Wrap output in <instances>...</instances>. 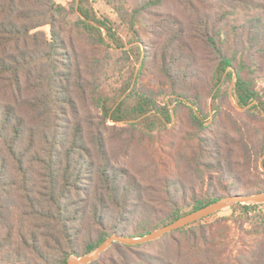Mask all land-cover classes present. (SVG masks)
Masks as SVG:
<instances>
[{"label": "trees", "instance_id": "trees-1", "mask_svg": "<svg viewBox=\"0 0 264 264\" xmlns=\"http://www.w3.org/2000/svg\"><path fill=\"white\" fill-rule=\"evenodd\" d=\"M168 1L119 0L122 4L115 5L120 13L123 3L127 4V12L120 15L131 26L135 21L145 24L143 30L151 37L145 45L152 52H147L142 68L150 75L151 84L163 91L168 88L187 102L192 117L186 118L193 122L198 140L189 157L180 153L177 159L185 175L195 177V187L186 189L181 181L178 186L177 181L166 178L159 194L161 202L154 206L144 201L147 188L126 168L111 163L98 127L87 141L90 130L78 114L73 95L75 90L86 89L96 93L95 78L110 58L103 49L106 43L101 28L109 36L110 27L97 18L87 0H71L67 5L55 0H0V264L34 259L42 264H66L70 256L90 253L111 234L143 236L224 196L264 191L259 182L260 168L264 169V102H258L253 82L254 76L264 74V26H248L233 46L229 45L234 48L230 52L218 31L223 15L198 14L192 23L184 24L175 14L161 10ZM45 25L49 38L41 30ZM198 51L207 61L202 69ZM236 51L241 53L239 60ZM215 61L218 77L233 68L229 73L236 78L238 106L244 108L257 100L254 106L238 115L220 111L215 104L218 93L212 95L219 78L213 74L208 86V74L203 73ZM145 88L138 93L144 112L145 107H156L152 91L159 94ZM209 97L216 112L210 128L204 130L203 120L191 105L203 116V104ZM99 117L106 121L107 112L101 109ZM68 123L65 137L61 130L66 131ZM26 138L29 144L34 139L42 143L37 150L56 151L57 162L52 160L53 153L48 158L46 153L29 155V146L23 148ZM7 157L21 176L19 191L27 207L24 216L15 218L10 217L12 204L5 193ZM34 164L41 166L39 184L27 182L33 169L29 167ZM246 174L256 181L245 182ZM138 203L145 208L139 210L136 221L127 222L129 209ZM262 205L233 203L229 216L201 218L164 234L159 241L170 238L166 244L175 247L183 264H264V211L258 209ZM236 212L242 230L259 236L237 259L227 254L220 239ZM245 224L249 228H243ZM152 242H113L88 264H172L167 257L144 250Z\"/></svg>", "mask_w": 264, "mask_h": 264}, {"label": "rangeland", "instance_id": "rangeland-1", "mask_svg": "<svg viewBox=\"0 0 264 264\" xmlns=\"http://www.w3.org/2000/svg\"><path fill=\"white\" fill-rule=\"evenodd\" d=\"M71 0H55L57 3L67 5ZM119 0H87V5L93 10L94 14L107 27H110L111 34L108 36L104 27L101 28L106 44L103 49L109 52L110 58L105 63L101 72H99L97 79L95 78V86L97 85L96 93L86 89L85 91L75 90L73 95L77 100L78 114L81 119L85 121V127L90 131L87 132V141L90 140L92 132L96 131L98 127L101 130L102 136L107 144L106 149L110 155V161L114 166L126 168L132 175L135 176L141 186H145L148 196L144 197L147 204L158 206L161 202L163 188L166 178H170V182L177 181L178 186L184 183L186 189L191 186L195 187V177L185 175L182 163L177 162L178 154L183 153L187 158L190 156L193 148L198 146V140L194 135V124L187 120V115L191 116L190 110L187 107V102L181 99L177 93L170 91L166 88L161 89L156 84L150 83V75L143 69L146 66L145 60L147 59V52L151 53L152 49H147L146 41L151 38L145 33L143 28L144 23H136L131 26L124 17L122 12H127L125 9L126 3H123V8L120 13L115 8ZM161 10H166L175 14L184 24H190L194 21V17L198 14L210 16L213 14H220L224 19L219 24V34L226 44L233 46L234 42L242 36V32L248 26L260 25L264 26V0H187L176 1L170 0L161 6ZM75 18V14L70 15ZM189 22V23H188ZM137 29H139L141 38H137ZM49 38V27L45 25L41 28ZM146 40V41H145ZM249 45L246 44V47ZM254 48H257L253 45ZM81 52V48H76ZM230 52L234 51L230 47ZM260 50V49H259ZM237 60L240 59V51H236ZM261 56L264 61V38L262 39ZM198 65L202 69L207 61L203 59L201 53L198 51ZM217 61L210 63L208 68L202 72L207 75V83L210 85V78L213 74L217 76ZM143 67V68H142ZM252 67H254L252 65ZM233 68L225 69V71L218 77L217 86L213 88L212 95L216 92L215 104L220 106V111L226 110L234 115L245 110L249 106H254L259 101L264 102V74L254 76L253 82L255 91L258 95L257 100H254L247 107H239L236 101L234 92L235 75H230V70ZM202 73V74H203ZM263 73V72H262ZM92 80V79H91ZM215 84L213 85V87ZM156 89V92L150 95L155 101L156 107H141L139 91ZM95 88V87H94ZM166 92V94H163ZM95 96V99L93 98ZM212 97V96H211ZM209 97L203 104L205 115H199L197 107L192 106V111L200 119L203 120L206 126L204 130L209 129L212 124L213 115L216 110L212 107V98ZM20 104V103H19ZM107 112V120H101L100 110ZM252 110H257L255 107ZM144 112V113H143ZM255 112V111H254ZM69 121H72V113H68ZM205 116V117H204ZM70 124L68 123L67 130L64 136L69 132ZM206 134V133H205ZM42 145L38 139H34L29 144V139L23 142L24 150L27 146L30 148L29 155L48 154L53 153V161L55 159L56 151L37 150V146ZM88 145L92 147L89 141ZM43 146V145H42ZM8 156V155H7ZM260 160V159H259ZM40 164H34L29 168L30 184H39L40 178L38 171ZM262 175L259 176L260 185L264 184V169L260 168ZM6 191L8 193L6 198L11 202L10 217H19L22 211L26 210L25 201L21 199V191H19V184L21 183V176L15 171L11 157L6 159ZM9 174L8 180L7 175ZM248 179L255 182L253 175L246 174L244 181ZM251 182V183H252ZM171 190L175 187L169 185ZM198 188V187H197ZM254 192V191H253ZM256 192V191H255ZM190 195H187L189 198ZM155 202H152L154 201ZM189 201V199H188ZM231 205L226 206L216 212L209 214L203 218L211 220L216 216H229L232 213ZM145 207L137 204L127 213V222L132 223L138 219L139 210ZM259 210L264 211V205L258 207ZM24 216V215H22ZM239 213H235V217L229 221V230L225 232L222 242H224L227 254L231 258L239 256L244 248L253 244L259 236L246 234L240 222H236L239 218ZM243 228H249L245 224ZM161 236L158 239L145 247V251L153 254L154 256L162 255L167 257L172 264H183L185 261L182 257L178 258L175 247L172 244H166V238L162 241ZM157 240V241H156ZM219 240V239H218ZM182 248H185L183 246ZM74 255L70 256L73 257ZM236 262V261H235ZM20 264H42L39 261H26Z\"/></svg>", "mask_w": 264, "mask_h": 264}, {"label": "water", "instance_id": "water-1", "mask_svg": "<svg viewBox=\"0 0 264 264\" xmlns=\"http://www.w3.org/2000/svg\"><path fill=\"white\" fill-rule=\"evenodd\" d=\"M264 203V191L253 192L249 194H233L224 196L214 202L207 204L197 210H194L188 214H185L172 222L161 226L143 236L132 237L125 235L111 234L108 236L101 244L97 246L96 249L90 253L70 257L67 260L66 264H88L93 260L97 259L98 256L104 252L113 242H120L127 245H137L143 244L149 241L160 238L164 234L173 231L177 228L185 226L191 222L199 220L209 214L216 212L226 206H229L233 203Z\"/></svg>", "mask_w": 264, "mask_h": 264}]
</instances>
